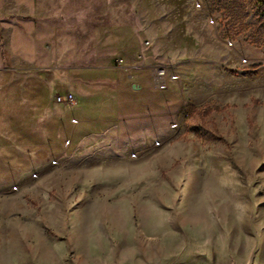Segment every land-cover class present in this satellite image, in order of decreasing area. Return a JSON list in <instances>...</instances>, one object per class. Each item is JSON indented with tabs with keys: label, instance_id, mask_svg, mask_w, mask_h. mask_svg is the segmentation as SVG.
Listing matches in <instances>:
<instances>
[{
	"label": "rangeland",
	"instance_id": "rangeland-1",
	"mask_svg": "<svg viewBox=\"0 0 264 264\" xmlns=\"http://www.w3.org/2000/svg\"><path fill=\"white\" fill-rule=\"evenodd\" d=\"M23 19L56 29L73 66L98 54L120 67L125 51L166 77L160 94L131 102L132 120L105 101L97 118L117 122L78 143L43 113L12 119L3 97L0 264H264V17L253 0H0L9 53L13 35L36 48L31 23L5 25ZM54 95L49 109L72 115Z\"/></svg>",
	"mask_w": 264,
	"mask_h": 264
},
{
	"label": "crops",
	"instance_id": "crops-1",
	"mask_svg": "<svg viewBox=\"0 0 264 264\" xmlns=\"http://www.w3.org/2000/svg\"><path fill=\"white\" fill-rule=\"evenodd\" d=\"M25 22L32 25L35 50L28 49L22 38L13 35L9 46V51H13L9 53L3 35H0V131L1 121L8 119L3 117L1 100L8 95L12 100L11 105H15L16 116L12 119L24 120L27 113L31 116L26 119L40 120L42 117L36 116L43 113L46 122H53L59 127L62 124V129L70 132L71 142L78 143L83 136L99 135V122H117L108 117L97 118L99 112L105 113L99 109L105 101L114 105L116 113H127H120L121 120H132L129 113L134 99L145 93L160 94L164 90L165 80L155 73L150 64L135 61L125 51L116 54L120 67L101 66L98 60L102 57L98 54L94 56L93 66H73V60L68 55L61 56L59 53L56 29L35 26L28 19L11 20L5 25ZM133 86L137 89L134 90ZM54 92V99L59 95L73 94L72 105L62 104L72 110V115L62 116L57 109H49L50 93ZM45 135L48 134L41 136Z\"/></svg>",
	"mask_w": 264,
	"mask_h": 264
},
{
	"label": "built area",
	"instance_id": "built-area-1",
	"mask_svg": "<svg viewBox=\"0 0 264 264\" xmlns=\"http://www.w3.org/2000/svg\"><path fill=\"white\" fill-rule=\"evenodd\" d=\"M155 72L161 78L166 77V71L163 68H155ZM55 101L57 104L72 105L74 103V96L71 93L63 96L59 95L56 97Z\"/></svg>",
	"mask_w": 264,
	"mask_h": 264
},
{
	"label": "trees",
	"instance_id": "trees-1",
	"mask_svg": "<svg viewBox=\"0 0 264 264\" xmlns=\"http://www.w3.org/2000/svg\"><path fill=\"white\" fill-rule=\"evenodd\" d=\"M253 9L258 15L264 17V0H253ZM255 69H258V67Z\"/></svg>",
	"mask_w": 264,
	"mask_h": 264
},
{
	"label": "water",
	"instance_id": "water-1",
	"mask_svg": "<svg viewBox=\"0 0 264 264\" xmlns=\"http://www.w3.org/2000/svg\"><path fill=\"white\" fill-rule=\"evenodd\" d=\"M133 89H134V90H136V89H137V87H136V86H133Z\"/></svg>",
	"mask_w": 264,
	"mask_h": 264
}]
</instances>
